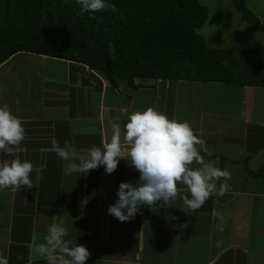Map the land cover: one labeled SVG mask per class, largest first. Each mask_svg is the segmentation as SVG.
I'll return each mask as SVG.
<instances>
[{
    "label": "crops",
    "instance_id": "1",
    "mask_svg": "<svg viewBox=\"0 0 264 264\" xmlns=\"http://www.w3.org/2000/svg\"><path fill=\"white\" fill-rule=\"evenodd\" d=\"M20 53L0 64H6L1 89L13 100L0 107L8 105L23 121L26 136L15 156L0 152V162L18 156L33 163L40 178L34 171L32 189L0 190V254L9 264H48L32 250L44 242L53 223L67 229L73 245L89 250L86 264H264V88L145 79L138 80V87L122 82L113 87L82 63L36 54L39 92L37 107L31 108L28 87L17 88L24 90L18 102L5 89L8 74L22 63L9 60ZM149 107L170 120L188 121L207 144V152L200 150L205 161L231 172V187L195 211L178 197L172 208L160 202L144 206L122 223L107 210L118 199L121 182L139 179L130 158L121 159L111 175L104 166L65 175V162L51 151V142L55 138L63 146L67 141L75 149L70 159L79 162L93 145L103 148L110 142L117 117L123 127L132 112ZM178 187L183 189L179 196L191 198L186 186ZM169 214L176 219H168Z\"/></svg>",
    "mask_w": 264,
    "mask_h": 264
},
{
    "label": "trees",
    "instance_id": "2",
    "mask_svg": "<svg viewBox=\"0 0 264 264\" xmlns=\"http://www.w3.org/2000/svg\"><path fill=\"white\" fill-rule=\"evenodd\" d=\"M230 2L244 21L264 33V21L245 0ZM108 3L119 11L100 12L92 20L76 14L75 0H0V64L22 51L82 63L113 87L160 79L264 88V43L207 46L196 32L208 13L198 0Z\"/></svg>",
    "mask_w": 264,
    "mask_h": 264
},
{
    "label": "clouds",
    "instance_id": "3",
    "mask_svg": "<svg viewBox=\"0 0 264 264\" xmlns=\"http://www.w3.org/2000/svg\"><path fill=\"white\" fill-rule=\"evenodd\" d=\"M75 3L79 6L76 14H89L88 18L92 20H97V13L119 11L108 0H75ZM102 23V19L98 20V26ZM103 30L110 31L107 27ZM113 49L114 45L109 42L110 54ZM22 124L23 121L12 114L8 105L0 107V152L15 156L26 136ZM111 131L110 142L103 148L93 145L88 149V158L79 162L70 159L75 149L67 141L61 146L53 138L51 151L65 162V175L87 174L100 166L111 175L121 159L130 158V165L140 173L139 179L135 184L121 182L116 193L118 199L107 210L108 215L122 223L134 219L144 206L151 207L160 202L166 210L172 208L178 197L187 209L195 211L213 194L222 197L231 187L227 183L231 172L205 161L200 150L207 152V144L197 137L188 121L170 120L166 114L149 107L143 112H132L123 127L117 117L111 124ZM194 163L199 166L191 167ZM34 171L39 179V169L30 161L22 162L18 156L0 162V190L32 189L34 182L30 176ZM220 181L223 182L217 188ZM178 185L186 186L191 198L179 196L183 189ZM168 219L175 220L176 217L169 214ZM67 236L65 227L53 223L44 242L33 248V255L47 260L48 264H86L91 256L89 250L77 243L73 245ZM0 264H9L8 258L2 254Z\"/></svg>",
    "mask_w": 264,
    "mask_h": 264
},
{
    "label": "rangeland",
    "instance_id": "4",
    "mask_svg": "<svg viewBox=\"0 0 264 264\" xmlns=\"http://www.w3.org/2000/svg\"><path fill=\"white\" fill-rule=\"evenodd\" d=\"M198 2L208 9L205 22L196 30L207 46L219 48L229 46L254 47L264 43V33L258 31L244 21L232 6L230 0H198ZM245 2L247 8L261 21H264V0H245ZM39 55L40 54H38V56ZM38 56H36V54L30 55L24 52L10 59L9 61H14V63L16 60H20L22 63L18 62L19 64H15V68H18V71L13 73L11 71V73L8 74V78H10L8 81L9 85L5 88L10 94H15L17 96L16 102H18L24 100L19 99L20 94H23L24 90L17 92V88L28 87L27 90L32 94V100L30 101L31 108H36L38 102V96L36 95L39 92V85L37 82ZM5 66L6 64L0 67V72L6 69ZM15 68L12 70H15ZM28 70L30 72H27ZM34 70H36L35 73ZM30 76H32V79L24 85L23 81ZM2 87L3 83L0 82V103L3 102L4 104L5 102H9L11 104L13 101L12 97H7L6 93L2 91Z\"/></svg>",
    "mask_w": 264,
    "mask_h": 264
},
{
    "label": "built area",
    "instance_id": "5",
    "mask_svg": "<svg viewBox=\"0 0 264 264\" xmlns=\"http://www.w3.org/2000/svg\"><path fill=\"white\" fill-rule=\"evenodd\" d=\"M159 81V79H157ZM142 212V211H141ZM141 212H139L138 214H141Z\"/></svg>",
    "mask_w": 264,
    "mask_h": 264
}]
</instances>
